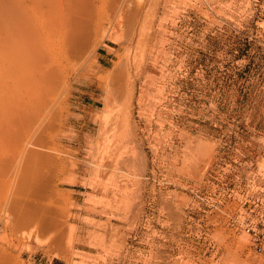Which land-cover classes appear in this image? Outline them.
<instances>
[{
	"label": "rangeland",
	"instance_id": "1",
	"mask_svg": "<svg viewBox=\"0 0 264 264\" xmlns=\"http://www.w3.org/2000/svg\"><path fill=\"white\" fill-rule=\"evenodd\" d=\"M110 1L97 35L75 26L68 93L32 115L48 147H26L48 155L31 172L8 148L0 176L60 226L39 235L7 213L0 264H264V0H116L112 25Z\"/></svg>",
	"mask_w": 264,
	"mask_h": 264
},
{
	"label": "bare ground",
	"instance_id": "2",
	"mask_svg": "<svg viewBox=\"0 0 264 264\" xmlns=\"http://www.w3.org/2000/svg\"><path fill=\"white\" fill-rule=\"evenodd\" d=\"M91 1H92V3H91ZM91 1L88 2V0H73V1L68 2V0H18L16 3H14V6L13 5L8 6L7 4L4 3V5L1 7V9H0V174L3 171V169H6V170L11 169V166L9 165L10 162H9V157H8V155H9L8 153L10 151L8 148L11 149L12 154L14 152H17L20 156H22V157H19L20 159L21 158L27 159V163L32 168L31 172H33V167L36 169V166H34V164L36 162H38L37 161L38 159H39V161L41 160V157H42L41 155H44L45 157L48 155L47 153L43 154L42 153L43 151L41 152L40 150H37V151L41 152L42 154L41 155H40V153L37 154V151L35 148L30 149V148L26 147V145L28 146L30 144L32 146L34 144L37 147H41V143L44 146V147L42 146L43 148L48 147V146H45L47 144L46 142H45V144H44V142H42V141H45V139L42 140V137H44V135L43 136H42V134L40 135L39 133H41V132L38 131V134H36V135L34 134L35 133L34 127H35V129H37V127L33 126V129H32V125L34 123V121H33L34 116H32V115H34V113L36 112V109L39 112L42 111L41 107L39 105H43L44 99H46L47 96L48 97L49 96H53V97L56 96L55 98L57 99L58 96H62L63 94L68 93L67 92L68 82L66 81V77H67L66 73L68 70V68H67V53L69 51L70 45L75 42V38L77 36V32L75 31L76 27H77L76 24L78 25V23L83 22V21H85L86 23H90L89 25L92 26L91 28H93L95 34L97 35V32H98V30H100L101 25L105 22V17H103V15H101V13H102V11H104V9H106V4H107L106 0H94V2H93V0H91ZM111 1H110L111 3H114L116 0H111ZM117 1L115 2L116 4L114 3L113 6L111 5V7H113L112 12H114V13L109 14V20H108V22L110 21L109 24H111L112 22L115 23L114 21H115V19H117L116 16L118 14H120L118 11H119V9L121 10V8H122L121 3H123V4L125 3L122 1L121 3L119 2V4H118ZM3 2H4V0H3ZM83 3L84 4H87V3L91 4V6H90L91 10L89 11L90 8L87 9V11H89V12H87L86 9L83 8V6H84ZM125 5H127V4L125 3ZM10 6L13 7V9H10L9 8ZM125 8H126V6H125ZM139 11H140V9H139ZM105 14H106V12L104 13V15ZM142 17H140V18H142ZM85 22H83V23H85ZM106 23H107V21H106ZM88 29L90 30V27ZM82 30H84V32H85V28L84 29L82 28L81 31ZM84 32H82L81 34H83V35L86 33L89 34V33H92L93 31H91L89 33L88 32L84 33ZM86 36L89 37L90 35L89 36L86 35ZM93 42L94 41H92V43ZM99 42H100V40H99ZM70 50H71V48H70ZM79 53H80V51H79ZM129 68L131 69L130 65H129L128 69ZM129 73H131V72H129ZM123 76H124V74H123ZM63 78H64V80H63ZM120 80H122V79H119V81ZM68 81L71 82L70 80H68ZM65 82H66V84H65ZM123 83L124 82H122V84ZM135 83H133V84L135 85ZM130 84H132V82H130ZM130 87H131V85H130ZM133 89L134 88H132L130 90L131 95H133V91H134ZM122 95H123V93H122ZM127 98L128 97H126V99ZM60 104L64 105L63 99L61 100ZM38 107H39V109H38ZM62 107L63 106H60V109H62ZM51 108H52V106H51ZM66 108H68V106ZM44 109L46 111L47 108L44 107ZM59 113L61 114V112H59ZM63 114H64V112H63ZM66 114H68V113H66ZM42 115H40L39 117H41ZM50 115H52V114H50ZM56 115H58V114H56ZM66 116H65V118H67ZM52 118L54 119V117H52ZM35 119H37V118H35ZM122 119H123V117H122ZM36 121L37 120H35V124L37 123ZM48 121H49V118H48ZM50 121H51V117H50ZM38 122H39V120H38ZM46 123H49V122L46 121ZM53 123L49 124V125L56 124V123H54V124ZM44 125H45V121H44ZM37 126H39V124ZM43 128H44V126H43ZM30 129H32L34 132L29 131ZM47 130L48 129H43V132H45ZM52 131H56V130L53 129ZM52 134L54 135L55 133L53 132ZM49 135H51V134H49ZM13 140L16 142V145H15V142L14 143L12 142ZM11 147L14 148L13 150H16V151H12ZM31 148H33V147H31ZM113 155H114V153H113ZM37 156H38V158H37ZM13 157H15V156L14 155L12 157L10 156V158L12 160H13ZM36 158H37V160H36ZM111 158H114V157H111ZM117 158H118V156H117ZM49 159H52V155L51 156L49 155ZM49 159H48V161H50ZM109 159H110V157H109ZM46 160H47V158H46ZM115 160L113 161L114 163H115ZM52 161H54V160H52ZM106 161H108V159H106ZM14 162H15V158L13 161H11V164L13 165ZM21 162H22V159H21L19 164H21ZM22 163L24 166L25 163L24 162H22ZM41 163H43V162H41ZM49 163L50 162H48V164H46V165H49ZM36 165L38 168L39 163ZM59 165L60 166L64 165L63 159H61L59 161ZM110 165H111V163H110ZM110 165H108V166H110ZM124 165H125V163H124ZM23 166H22V170L20 171L21 173H23V171H24ZM55 166L57 167V165H55ZM108 166H105V167H108ZM118 166H120V165H118ZM111 167L113 168V165ZM120 167H122V163H121ZM13 168H16V167L12 166V169H11L12 171H13ZM41 168H42V166H41ZM98 168H96V169H98ZM108 168H106V169H108ZM123 168H125V167L123 166ZM101 169H102V166H101ZM110 169L111 168H109L108 170L111 172ZM6 170H4V171H6ZM16 170L17 169H14V171H16ZM103 170H102V172H103ZM109 171H108V173H109ZM117 171H119V170H117ZM31 172H28L27 175L30 176L29 173H31ZM6 173H7V175L10 174L8 172H6ZM12 173H14V172H12ZM21 173L18 175L17 179L19 178V176H20V178L22 177ZM121 173H122V171H121ZM31 174H35V173H31ZM14 175H15V173H14ZM35 175H37V174H35ZM117 175H119V174H117ZM0 176L4 177L2 174ZM11 176H13V174ZM32 176L33 175H31L30 177L35 180V177L34 176L32 177ZM37 176H36V179H37ZM43 176H45V175H42L41 177H43ZM2 177H0V227H1V224L3 222L2 217H5V215L8 213L7 216H10V214H11V218H12V212L14 210H16V211L20 210V212H18L19 214L16 212L17 215H15V216H18V217L16 218L17 220H15V222L13 223V225L17 226L19 229L34 227L35 234L40 235L41 232H45L49 228V226L53 223L56 224V227L60 226L59 225L60 223L58 222L59 216H57L59 214H55L54 211H52V210H51L52 212H50L51 207L49 205H48V209H47L44 206L40 207V204L36 203L38 205L37 208H33L35 205H31V203H32L31 201H33L34 198H32L33 196L29 195L30 193L28 194L29 196H31L30 200L31 199H33V200L28 201L29 196H27L28 199L25 197L27 199V200L25 199L26 202L23 201L24 199L20 198L19 199L20 203L18 202L19 208L21 205L23 206L25 203H26V205L19 209L15 203L18 200L15 201V200H13L14 198L10 199L8 197L9 192H8L7 196L5 195L6 190L8 189L5 185L8 184L10 181H8V183H6L7 182L6 180H8V179H5V178L2 179ZM14 177L15 176H13V178ZM45 177H43V178H45ZM20 178L18 180L19 182L17 181L18 183H20ZM31 178H29V177L27 178V184L29 186H31V185L33 186V184H31L32 182H34L33 179H32V182H31V180L28 181V179H31ZM52 179H53V177H52ZM2 180H4V182H2ZM38 180L39 179H37L36 181L38 182ZM21 181L24 182V180L22 178H21ZM17 182H15V183H17ZM18 183L16 185L17 187L19 185ZM11 184H13V183H11ZM27 184L26 185L24 184V186H26V188L29 187V186H27ZM35 184L36 183H34V185ZM20 185H21V183H20ZM41 185H42V187H44L42 183H41ZM41 185H40V187H41ZM3 186H5L6 189H5V187L3 189ZM16 186H15V188H16ZM32 186H31V188L29 187L30 190L32 189ZM37 187H38V185H37ZM46 187H48V186H46ZM15 188L13 190L15 191V196L17 198L16 193H18V192H16ZM29 188H28V191H30ZM119 189H117V190H119ZM22 190H24V189H22ZM46 190H47V188H46ZM42 191L45 192L44 190H42ZM48 191H49V189H48ZM32 192H31V194L33 195L34 193H32ZM12 193L10 192V194H12ZM27 193L28 192L26 191V194ZM40 193H42V192H40ZM13 195H14V193H13ZM50 197H51V195H50ZM40 198H42V197H40ZM20 200L23 201L24 204ZM27 201L30 204H28ZM40 201H41V199H40ZM32 204H34V203H32ZM64 206H65V204H64ZM17 208H18V210H17ZM56 208H57V206H56ZM58 208H62V206L61 207L58 206ZM55 211L61 212L60 216L63 214L62 213L63 211H60V209L58 211L55 209ZM50 213H52L51 216L55 215L56 217H51ZM13 216H14V214H13ZM7 218H9L8 221H10L11 218L10 217H7ZM3 219H5V218H3ZM8 221L4 223L5 228H7L10 224L12 225V222H11L12 220L10 221L11 223L9 222L10 223L9 225H8ZM39 238H41V237H39ZM3 260L4 259H2V261Z\"/></svg>",
	"mask_w": 264,
	"mask_h": 264
}]
</instances>
